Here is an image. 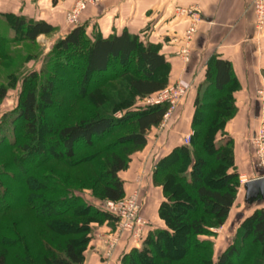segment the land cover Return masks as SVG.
I'll return each instance as SVG.
<instances>
[{"label":"trees","instance_id":"16d2710c","mask_svg":"<svg viewBox=\"0 0 264 264\" xmlns=\"http://www.w3.org/2000/svg\"><path fill=\"white\" fill-rule=\"evenodd\" d=\"M0 18L12 35V38H6L4 32H0L2 57L6 44L17 41L33 43L37 37L56 30L51 23L28 19L12 11L0 12ZM169 72L170 66L161 54L160 46L146 42L142 35L124 30L104 36L94 27L88 31L86 24L80 21L78 26L55 42L39 73L31 72L23 80L18 104L10 120L13 136L11 140L4 138L0 142V148L8 147L17 155L13 169L5 171V174L22 177L30 191L36 192L35 188L40 183L41 187H49L42 191H46L43 195H54L57 192L54 182L47 177H40V180L32 170L55 159L74 160L81 152L91 151L104 143L101 150L107 156L102 167L105 182L99 197L103 201H121L126 192L119 174L127 170L130 154L146 147L148 133L159 126L168 111L166 104L132 109L133 103L163 91L168 84ZM204 77L205 83L198 88L195 97L191 121L194 132L190 144L175 146L158 162L152 175L154 186L162 189L163 199L157 215L164 229L145 231L141 237L143 250H134L133 255L124 257L130 259V263L136 258L139 264H158V250L172 246L174 251L176 242L182 245L183 258L193 251L200 256L208 245L202 244L198 238L207 235L209 229L222 226L234 204L239 173L233 140L225 136L223 129L233 115H228L227 111L235 109L237 82L230 64L217 55L207 61ZM63 79L66 80L63 88H68V93L91 100L100 97L103 84L120 79L125 81L129 97H120L113 105V112L58 126L47 118L46 113L57 109L54 97ZM5 94L6 89L0 86V101ZM122 108L125 109L121 111ZM119 110L122 114L116 117ZM203 112H207L205 117L200 116ZM130 124L133 128L129 132L115 136ZM218 136L222 137L219 139ZM61 188L58 191H61L62 198L56 201H60L64 208L50 207L49 202L54 201L45 197L36 203L35 208L39 212L36 219L49 220L68 213L73 219V227L82 232L87 228L85 223L95 222L91 219L117 220L110 213L85 204L71 190ZM37 191L39 193L40 190L37 188ZM0 194L4 196L5 190H0ZM178 208L185 209L187 213L179 216ZM6 209L8 205L2 197L0 212ZM87 215H92V218ZM244 224L246 228L241 229L238 238L249 247L233 243L215 264H264V207L257 209ZM16 243L11 238L2 240L0 264H6L7 249ZM83 243V240L65 241L59 251L49 252L28 264H83ZM199 256L194 258V263L209 262V259H200ZM177 257L181 260V255ZM175 260V257H166L161 264H173ZM180 264L186 263L181 260Z\"/></svg>","mask_w":264,"mask_h":264},{"label":"rangeland","instance_id":"374dc122","mask_svg":"<svg viewBox=\"0 0 264 264\" xmlns=\"http://www.w3.org/2000/svg\"><path fill=\"white\" fill-rule=\"evenodd\" d=\"M252 1L253 0H251L250 5L254 14ZM75 2L72 4L65 3L63 5V16L61 20L59 19L60 23L56 26V30L51 34L41 35L37 37L33 43L17 41L16 43L14 42L4 46V50L2 51L4 57L0 54V86L6 89V94L4 99L0 101V142L3 141L4 138L11 140L13 136L10 120L14 116V110L17 107L19 95L24 85V78H26L31 72L39 73L46 63V56L52 51L55 42L64 37L70 30H72V28L79 25L68 24L66 22V15L73 8ZM104 2L105 0L97 7L101 6ZM0 7H3V9H0V12L10 11L8 5L4 4ZM5 7L6 10H4ZM86 12L87 10L81 14L79 21ZM198 21L199 23L201 22L200 16ZM7 28L5 21L0 18V32L3 31L6 38H12V35L8 32ZM256 32L258 33L259 31L256 30ZM263 32L264 30L259 33ZM183 49L184 48L179 50L177 55L184 66V64H188L189 61L185 62L183 60ZM188 51L189 54H191L190 48H188ZM184 79L185 78L180 76L175 83L168 82L163 91L150 97L134 101L132 109L156 106L153 104L159 100H163V103L160 105H167L168 111L166 115L159 126L154 128L156 134L163 132L170 127L171 123L177 121L179 114L178 111L188 104V94L192 83H190V79L188 81ZM63 82H66V80L63 79L61 84L58 85V93L54 97V105L57 109L55 112L49 110L46 113L47 118H50V120L58 126L74 124L81 120L113 112V105L118 103L120 97H129V90L125 81L123 82V80L120 79H115L107 84H103L101 86L100 97L94 100L80 98L75 96V94L68 93V88H66L67 90L63 88ZM66 85L69 87L68 83ZM177 88L183 89L184 92L181 94H175ZM198 88L195 91L194 100H191L192 103L190 101V106L193 107L191 121L194 116V103ZM172 90L174 91L172 92ZM262 90H264V83L258 87L255 92V98L252 100L253 104H250V106L252 105L250 121L251 126L253 127H251L253 133L251 131V136L249 138L251 157L248 158V160L243 159L241 161H235L239 173L238 185L235 193V201L226 222L222 226L209 229L207 235L198 238L202 244L208 245L205 252L200 253V256L199 253L195 254V251H193L191 254L184 255L183 258L182 245L180 242H176L177 249L174 251L172 246L170 249L166 248L165 250H158L157 253L159 254V257L158 260H156L158 264L163 263L166 257H175L176 260L173 264H180L181 260L186 264H197L194 263V258L198 256L200 259H209V262H206L207 264H215L217 258L233 243H236L237 246L249 247L245 245V242H241L240 237L238 238V236L241 234V229L246 228V224H244L246 220L250 218L257 209L264 207V204L247 206L244 203V191L242 186L244 182L264 176V159L260 156L257 145L254 142V139L261 134L262 128L264 127V96L259 94V92H263ZM234 106V110L229 109L227 111L228 115H233L223 129L225 130V136H229L230 138L232 137L228 128L232 121L237 119L236 104ZM124 109L125 108H122L120 110L122 111ZM120 110L115 113L116 117H119L122 114ZM205 114L207 115V112H203L200 116L204 115L203 117H205ZM3 115H6V118L5 116L2 117ZM132 128V124L126 125L124 129L115 134V136H122ZM193 132L190 123L187 132L183 134L181 144H190V137L193 136ZM240 134L241 136H244L243 129L240 131ZM147 136H149V133ZM221 137L218 136L217 138L220 139ZM47 140L49 141L51 139ZM47 140H44L43 142H47ZM187 141L188 143H186ZM5 144L8 145L7 143ZM234 144L235 141H233L232 144L233 153L235 149ZM104 146L105 144L103 143L100 146L97 145L96 147H93L91 151H83L78 158L68 162L55 159L51 160L41 168L33 169L32 172H35V177L39 179L40 177H47L55 183H53V185L57 192L54 195H43L46 191H42L49 187L39 186V182L41 181L38 182L39 184L36 186L35 192L30 191L29 186H26V184L23 183L24 179L22 177L16 174L14 176L6 175L5 171L13 169V164H15L17 155L8 150V147L0 148V181L2 182L0 190H5L4 196H1L2 194H0V201L3 197L4 202L8 205V209L5 211L1 210L0 212V214L4 212L3 215L0 216V249L1 242L5 238H11L17 241L13 247L7 249L6 264H28V262L36 261L37 258H43L49 252L59 251V247L65 241L79 242L82 240L84 241L83 264H139V261H137L136 258H134L135 261L130 263L131 260L124 257L134 253V250H143L144 243L141 242V238L140 241L136 240L133 238V233L124 230L121 219H117L116 221H103L100 218H94L91 220H94L95 222L85 223L87 228L82 232L76 229L77 227H73V219L70 218L68 213H62L59 217L49 220H38L35 218V215L39 214L36 209L37 207L35 208L36 203H39L40 199L45 197L48 199L51 198L54 201L53 203L49 202L50 207H56L58 209L64 208L60 201H56L62 198V195L60 194L61 191H58L61 186L63 187L61 188L62 190H71V193L82 200L85 204L106 211V205L110 201H103L99 197L100 188L105 182V179L102 177V167L107 156L104 155L105 153L101 150ZM242 148L239 150L244 153L245 150ZM245 149L247 150L246 146ZM143 151L144 149H141L130 154L128 168L133 159L137 157L138 153H142ZM262 153L264 154V151ZM89 155H91V157H88ZM126 171L119 174L120 179L124 182L126 190L125 197L121 201H126L135 195L141 205L143 201L141 177L133 180V185L130 190H128L126 182L124 181L128 179L125 177V174H127ZM214 184L218 185L216 183ZM26 188L29 189V191ZM37 188L40 190L39 193H37ZM186 213L187 211H185V209L182 210L178 208L177 214L179 216ZM139 215L146 220L141 214V209ZM88 216L90 217L92 215H87V217ZM158 229H164V225L161 221L160 224L157 225V227H153V229L148 224L145 231ZM180 255L182 257H180L181 260L177 257ZM204 263L205 262H201L200 264Z\"/></svg>","mask_w":264,"mask_h":264},{"label":"crops","instance_id":"0c3cea01","mask_svg":"<svg viewBox=\"0 0 264 264\" xmlns=\"http://www.w3.org/2000/svg\"><path fill=\"white\" fill-rule=\"evenodd\" d=\"M75 1L0 0V6L8 5L14 13L44 20L56 27L63 16V5ZM250 4L251 0H105L101 6L89 8L80 20L88 31L94 27L104 36L124 30L142 35L146 42L160 46L171 68L168 82L175 83L181 76L192 83L189 102L178 111L177 121L158 134L154 129L149 132L144 151L133 159L125 174L128 190L133 180L141 177V214L152 229L160 224L157 210L163 199L162 189L155 187L152 181L153 172L158 162L181 144L191 123L190 101L194 100L196 89L204 85L206 63L214 55L230 64L237 82L234 92L237 119L228 128L235 141V161L251 157L250 104L256 90L264 83V32H256ZM184 10L197 13L201 22L189 45V62L183 66L177 52L187 46L185 32L191 22L190 17L182 13ZM242 129L244 136L240 134Z\"/></svg>","mask_w":264,"mask_h":264},{"label":"built area","instance_id":"2783aa9c","mask_svg":"<svg viewBox=\"0 0 264 264\" xmlns=\"http://www.w3.org/2000/svg\"><path fill=\"white\" fill-rule=\"evenodd\" d=\"M103 1L104 0H77L73 8L66 15V22L68 24L78 25L81 14L85 10L97 7ZM252 5L254 8L255 29L261 32L264 30V0H253ZM182 13L186 14L191 19L190 25L185 32V42L187 46L182 52L183 60L188 62L190 55L188 48L197 31L199 16L192 10H184ZM173 91L174 90H172V92ZM262 91L263 92H259V94L264 96V90ZM183 92L184 90L181 88H177L175 90V94H181ZM164 96L167 97L166 95ZM162 101L163 100L156 101L153 105H160L163 103ZM254 142L257 145L260 156L264 159V154L262 153L264 151V127L262 128L261 134L254 139ZM186 143H188V141ZM140 209L141 205L135 195L126 201L109 202L106 205V211L113 215L116 219H121L124 230L133 233V238L139 241L142 234L145 232L146 226L149 224V222L140 217Z\"/></svg>","mask_w":264,"mask_h":264},{"label":"water","instance_id":"95a60500","mask_svg":"<svg viewBox=\"0 0 264 264\" xmlns=\"http://www.w3.org/2000/svg\"><path fill=\"white\" fill-rule=\"evenodd\" d=\"M242 187L247 206L264 203V176L244 182Z\"/></svg>","mask_w":264,"mask_h":264}]
</instances>
